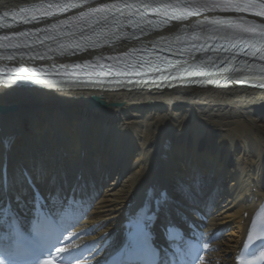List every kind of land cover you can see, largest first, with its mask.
Masks as SVG:
<instances>
[{"label": "bare ground", "instance_id": "obj_1", "mask_svg": "<svg viewBox=\"0 0 264 264\" xmlns=\"http://www.w3.org/2000/svg\"><path fill=\"white\" fill-rule=\"evenodd\" d=\"M52 1L0 0V14ZM118 1L96 0L93 7L102 6L107 12L113 8H104V4H116L119 11L114 21L123 25L127 20L134 24L145 22V15L153 5L152 0H137L143 5L125 7L117 5ZM259 2L264 4V0ZM246 21L254 24L257 38H263L264 24ZM196 26L193 22L177 25L159 37L167 35L166 38L149 40L162 41L163 46L174 45L186 36L185 31ZM102 30L111 33L107 27ZM6 32L9 33L0 30V36ZM205 33L211 37L213 30L207 27ZM116 37L108 42L114 46L112 52L105 42L98 45L105 62L112 63L128 50L142 46L131 47L132 39L121 41L119 35ZM91 39L92 36L86 38ZM214 57L212 60L216 63L224 59L221 55ZM66 58L53 55L51 63L56 60L54 64L61 66L81 60ZM24 61L2 62L30 69L32 75L30 79L18 80L11 88H7L10 82H0L3 85L0 87V137L15 134L21 149L27 147L45 159L56 148L66 152L64 160L70 162L74 148L78 147L90 164L99 160L102 172L92 191L100 199L90 222L100 225L102 234L112 231L119 238L127 217L139 214V208L146 203L150 188H172L173 161L178 154H183L188 164L199 167L206 177L202 199L208 200L209 194L212 198L202 211L212 216V230L230 229L226 241L218 244L209 255L211 261L204 264H233L229 255L239 249L256 208L264 203L263 74L255 71L259 77L254 79L250 73L254 69L248 67L246 76L238 73L227 76L224 70L212 66L215 63L203 58L195 59L193 66L187 67L191 77L199 76L198 80L189 78L190 87L135 88L131 79L115 81L110 88L79 84L55 86V83L40 86L46 76L43 72L46 64L36 65L37 60L33 59ZM256 63L259 62L248 61L250 65ZM116 69L125 74L121 67ZM207 73L210 75L204 78ZM20 75L17 71L12 77ZM187 174L186 170L184 175ZM223 202L226 207L219 213ZM92 224L89 226L93 227Z\"/></svg>", "mask_w": 264, "mask_h": 264}, {"label": "snow or ice", "instance_id": "obj_2", "mask_svg": "<svg viewBox=\"0 0 264 264\" xmlns=\"http://www.w3.org/2000/svg\"><path fill=\"white\" fill-rule=\"evenodd\" d=\"M89 2L90 0H70L66 4H57L56 7H83ZM120 2L128 7L127 0ZM181 2L191 15L204 10L248 11L254 16H264V4L258 5L255 0ZM103 7L115 8L116 4H104ZM95 11L99 12L101 9L97 7ZM4 15L8 16L9 13L6 11ZM32 19L37 18L33 16ZM2 39L10 40L11 37L4 35ZM204 47L205 50L208 47L216 49V45L206 44ZM221 47L226 50V46ZM36 55L39 57L41 54ZM19 60H25L23 53ZM16 71L22 75L13 77L7 88L15 87L20 79L31 78L30 69L18 67ZM18 152L21 154L17 155ZM73 153L71 161L66 163L64 157L67 153L53 148L45 159L27 147L21 149L19 137L15 134L0 137V264H52L54 252L60 253L55 257L57 264H79L84 259L81 252H64V247L61 246L65 241L64 232L57 234L52 231L53 226L59 223L76 200L83 199L90 190L95 189L97 178L102 172L99 160L90 164L78 147L74 148ZM173 170L175 180L171 189L150 188L145 196L146 206L154 218L151 226L163 222L165 232L171 227H187L195 223L193 218L200 214L212 198V194H209L208 200L202 199L207 184L206 177L199 167L190 166L183 154H178L173 161ZM186 170L188 174L184 175ZM143 207L139 211H143ZM152 235L146 225L140 227L138 235L129 234L125 243L112 255L111 264H173L176 257L181 260L189 257L188 264H194L198 259L194 254L197 246L186 245L181 241L176 244L174 251L171 246L167 251H162L152 243ZM86 247L91 250L96 245ZM95 264H110L108 256L96 260Z\"/></svg>", "mask_w": 264, "mask_h": 264}, {"label": "rangeland", "instance_id": "obj_3", "mask_svg": "<svg viewBox=\"0 0 264 264\" xmlns=\"http://www.w3.org/2000/svg\"><path fill=\"white\" fill-rule=\"evenodd\" d=\"M226 241V240H225Z\"/></svg>", "mask_w": 264, "mask_h": 264}]
</instances>
